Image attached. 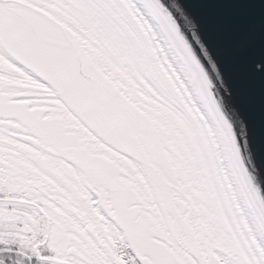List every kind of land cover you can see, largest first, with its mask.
Returning <instances> with one entry per match:
<instances>
[{"label": "rangeland", "instance_id": "obj_1", "mask_svg": "<svg viewBox=\"0 0 264 264\" xmlns=\"http://www.w3.org/2000/svg\"><path fill=\"white\" fill-rule=\"evenodd\" d=\"M6 2L9 3L6 24L28 28L34 40H60L67 46L65 48L72 50L74 61L87 57L112 80L123 99L119 100L115 92L106 87L102 93L107 104L116 102L127 105L122 116L125 111H129L131 117L124 115L121 122L113 121V127L107 124L109 135L113 134V139L120 135L125 146L133 148L142 158V164H136L128 155L119 154L110 143H106V150L115 159L97 152L93 160L90 159V148L89 156L84 161L85 164L90 162V167H85L84 171L90 177V186L87 185L91 190L84 187L81 209L98 220L96 224L91 223V228L96 231L92 235L85 232V224L75 215L70 218L59 210L63 215H58V219L49 223L38 206L16 202L14 198H32L25 196L16 183L19 172L16 175L15 171H11L13 179L10 177L7 186L9 181H6L5 168L0 169V241L5 243L6 239L8 250L11 248L21 252L34 264H253V261L258 260L259 245L264 247V234L259 223L264 224V220L257 206L233 161L226 156V148L212 122L209 120L210 125L205 116L213 140L217 142V152L223 154L220 161L228 172L222 182L232 194L233 203L245 215L247 227L258 245V249L253 248L251 257L247 254L251 242L250 245L246 244L242 236L240 245H236L231 228L227 227L215 206L217 197L215 200L209 184L212 177L216 178V173L207 170L208 164L212 162L209 151L203 156L198 147V140L204 143L206 137L200 126H195L187 118V108L190 106L175 96L171 78L169 83L160 78L155 68L153 46L136 26L131 7L124 0ZM136 3L140 13L150 14L142 0ZM145 13L144 16H147ZM147 19L156 34L160 35L158 37L173 51L154 17V21L150 17ZM84 71L90 76L91 87L95 85L99 89L93 68ZM184 78L195 94L196 101L201 103L188 77ZM33 86L37 88L39 85L33 83ZM5 100V93L0 90V102ZM201 107L204 113L202 103ZM137 110L143 115L144 118L141 117L149 131L141 133L138 130L140 139L134 128L135 124L139 126L142 122L137 120ZM52 114L53 110L49 107L43 111L41 118L44 122L52 120ZM49 121L44 125L40 121L38 124L33 123L35 128L39 127L38 133L43 141H48L46 151L52 152V149L58 156L72 159L66 156V152H72V147H77L79 140L68 141L66 137L58 139L59 145L67 149L64 151L55 140L52 141L54 135H51ZM141 135L152 139L154 148ZM48 136L53 138L49 139ZM94 143L93 139H89L90 147H94ZM57 146L58 150L54 148ZM94 185H100L96 191ZM45 186L50 190L49 185ZM230 196L226 198L225 192L220 195L219 207L225 214ZM52 199L62 201L56 195ZM43 201L45 205L49 203ZM115 217H119L123 232L118 233L113 228L111 219ZM10 224L13 225L10 230L19 229L16 230L19 231L17 234L6 233ZM48 227L53 232L51 237L47 233ZM159 249L160 258L155 253ZM20 259L22 262L15 264L28 263L24 258Z\"/></svg>", "mask_w": 264, "mask_h": 264}, {"label": "flooded vegetation", "instance_id": "obj_2", "mask_svg": "<svg viewBox=\"0 0 264 264\" xmlns=\"http://www.w3.org/2000/svg\"><path fill=\"white\" fill-rule=\"evenodd\" d=\"M6 1L0 0V90L6 96L5 102H0V169L5 168L6 181H9L11 171H15L16 175L19 172L20 183L17 182L18 180L16 183L19 184L25 196L32 198L29 200L14 198L16 202H28L38 206L49 223H53L55 218L58 219V215H63L60 213L70 218L71 215H75L85 224V232L92 235L96 231H94L95 228L94 230L91 228V223L96 224L98 220L81 209L84 187L88 191L91 190L90 177L87 171H84L90 167V162L85 164L84 161H86V156H89L90 148L92 151L90 159L94 160L97 152L114 158L115 156L105 148L106 143H110L112 149L119 154L128 155L136 164H142V161L140 162L142 158L137 152L135 153L130 146L131 149L125 146L120 135L115 137L117 139H113V134L109 135L110 128H107V124L113 127V121L119 123L124 115L128 118L131 114L125 111L122 116L123 109H127V105L124 106L123 103L107 104L106 97L102 93L106 87L112 89L119 100L123 99L120 96L121 92L114 87L110 78L109 83L100 77L101 70L87 57L74 61L72 50L65 48L67 46L60 40H34L28 28L6 24V10L9 4ZM68 42L73 43L74 41L68 40ZM91 68L100 85L99 89L95 85L91 87L90 76L84 71V69L90 70ZM33 83L39 86L34 88ZM49 107L53 110L52 120L48 121L51 122L53 133L51 135H54V138L51 136L48 138H53L52 141L56 142L65 137L68 141L79 140L77 147H72V152H66V156L72 159L62 158L52 149L50 150L52 152L46 151L48 141H43L38 133L39 127L33 126V123L38 124V121L43 125L48 122H44L41 114ZM34 110L39 111L38 114ZM135 115L137 120L142 121L141 125L134 127L140 139L138 130L141 133H149V131L143 115L139 114L138 110ZM111 130L113 131L112 128ZM89 139L95 141L94 147H90ZM57 145L67 151L59 145V142ZM58 146L54 148L58 150ZM153 153L156 154V152ZM9 183L10 181L6 185L9 186ZM45 184L50 186L51 191ZM94 186L96 191L100 185ZM53 195L60 197L62 201L52 199ZM43 199L49 203L45 205ZM66 215L64 216L67 217ZM111 221L118 233L123 232L119 217ZM7 230L6 233H9ZM47 233L50 237L52 236L53 232L50 227ZM6 238L9 239V236ZM11 251L16 252L6 247V253ZM155 253L159 255V258L161 257L160 249ZM162 258L165 262L167 261L165 257Z\"/></svg>", "mask_w": 264, "mask_h": 264}, {"label": "water", "instance_id": "obj_3", "mask_svg": "<svg viewBox=\"0 0 264 264\" xmlns=\"http://www.w3.org/2000/svg\"><path fill=\"white\" fill-rule=\"evenodd\" d=\"M142 1L264 220V0Z\"/></svg>", "mask_w": 264, "mask_h": 264}, {"label": "bare ground", "instance_id": "obj_4", "mask_svg": "<svg viewBox=\"0 0 264 264\" xmlns=\"http://www.w3.org/2000/svg\"><path fill=\"white\" fill-rule=\"evenodd\" d=\"M136 1L137 0H124V3L128 4L131 7L133 15L136 19V26L138 27V29L142 31L145 38L153 46V50H154L153 57L155 58L154 62H155L156 71L159 73V75H161L160 78L163 79L165 82H168V81L170 82L169 79L171 78L170 83H172V87H173L172 91L175 94V96L180 98L183 103H185L186 105L188 104L190 106L189 107L190 110L189 108H187L188 110L187 118H189V120L193 122L195 126H200L201 131L203 132V135H205L206 137V139L204 140V143H202L201 139L198 140V147H199L200 152L203 153L202 154L203 156H204V153H206V151H209L210 153L212 162L210 163L211 165L208 164L207 170L211 173L212 172L216 173V178L214 179L212 177L211 178L212 182H210L209 185H210V189L212 191L214 199L216 200V197H217L216 202L219 204L221 202L220 195H222V193L225 192L226 198H227V195L230 196L232 194L229 192V189L226 186H224V183H223L224 182L223 180H225V178L227 177L228 172H226V167L223 164V162L221 163L220 161V158H222L221 156H223V154L217 152V142L213 140L214 136L212 135V130L209 126H207L206 117L208 119V122L210 118L209 116H207L206 111L204 113L202 112L203 110H202L201 103L199 102V100L196 101L195 94L192 93L191 88L188 85V82L184 78L187 75L185 71L181 68V64L178 61L177 56H175L174 51H171V49L166 46V44L161 40V38L158 37L160 35L156 34L155 30L151 27V24L148 23L147 20L149 19H147V17H150L152 21H154L155 19L156 22L159 24L156 17L153 15V13L149 10V8L146 6V4L143 1L142 2L146 6L145 8L148 10L147 12H150V14L154 17V19L149 13L148 15L147 13L143 12L147 16H144L143 13H140L138 9L139 6L137 5ZM157 59L159 60V63ZM164 78L165 79L167 78L168 80L166 81ZM110 82L111 81L109 80V83ZM169 87H171V85ZM203 116L204 117L206 116V117L204 118ZM189 120L187 121L189 122ZM209 124L211 125L210 122ZM226 156L230 157L228 152ZM233 201L234 200H232L230 196L229 202L227 203V205L225 204L226 208H228L227 214H225V211L223 209H220L219 206L221 203L219 205H217L216 203L215 206L217 210L220 212L222 216L221 218L224 220L227 227L229 229L231 228L232 230L231 236L235 244L240 245L242 236L244 237V242L246 244L249 243L250 245V242H251L252 246L249 247L247 254L248 256L252 257L253 248L255 247L258 249V245L257 243H255V240H254L255 236L252 235V232L250 231L249 227H247L248 224L245 220L246 219L245 215L240 212L239 208L237 207V205L233 203ZM259 226H260L261 231L264 234V224L259 223ZM247 239H249V242L247 241ZM258 252L260 253L259 256L257 255L258 260L253 261V264H264V247L259 245Z\"/></svg>", "mask_w": 264, "mask_h": 264}, {"label": "trees", "instance_id": "obj_5", "mask_svg": "<svg viewBox=\"0 0 264 264\" xmlns=\"http://www.w3.org/2000/svg\"><path fill=\"white\" fill-rule=\"evenodd\" d=\"M1 144V143H0ZM1 181V179H0ZM1 185V184H0ZM9 232L11 233H14V234H17L19 231H16V230H19V229H13V230H10L13 225H9ZM2 231V230H1ZM12 237V236H11ZM1 238V237H0ZM5 238V237H4ZM5 243H6V239H5ZM4 241L1 242L0 241V264H6V263H10V264H15V262H22V259H19V256L22 258H24V261L28 262L27 264H30L32 263L33 261L31 260H28L26 257H24L23 254H20L18 252H15V251H11V252H7L6 253V245H5ZM13 247H19V246H16V245H12ZM7 256V258H6ZM8 261V262H7ZM34 263V262H33ZM23 264H26V263H23Z\"/></svg>", "mask_w": 264, "mask_h": 264}]
</instances>
